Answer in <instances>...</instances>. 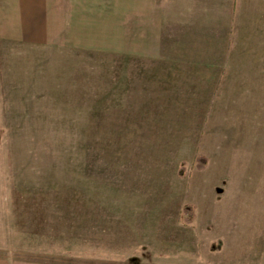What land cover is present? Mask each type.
Listing matches in <instances>:
<instances>
[{
	"label": "rangeland",
	"instance_id": "rangeland-1",
	"mask_svg": "<svg viewBox=\"0 0 264 264\" xmlns=\"http://www.w3.org/2000/svg\"><path fill=\"white\" fill-rule=\"evenodd\" d=\"M241 16L242 43L264 46V7ZM96 41L0 31V257L264 264V48L153 57L116 51L119 33Z\"/></svg>",
	"mask_w": 264,
	"mask_h": 264
},
{
	"label": "crops",
	"instance_id": "crops-1",
	"mask_svg": "<svg viewBox=\"0 0 264 264\" xmlns=\"http://www.w3.org/2000/svg\"><path fill=\"white\" fill-rule=\"evenodd\" d=\"M258 6L264 0H0V31L89 49L119 33L116 51L137 56L248 55L264 46L255 37L242 43L241 12ZM0 264L60 263L0 257Z\"/></svg>",
	"mask_w": 264,
	"mask_h": 264
},
{
	"label": "trees",
	"instance_id": "trees-1",
	"mask_svg": "<svg viewBox=\"0 0 264 264\" xmlns=\"http://www.w3.org/2000/svg\"><path fill=\"white\" fill-rule=\"evenodd\" d=\"M192 214V213H191Z\"/></svg>",
	"mask_w": 264,
	"mask_h": 264
}]
</instances>
